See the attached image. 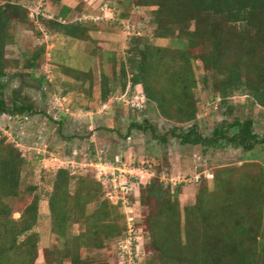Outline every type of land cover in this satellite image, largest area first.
Returning a JSON list of instances; mask_svg holds the SVG:
<instances>
[{"label": "trees", "instance_id": "16d2710c", "mask_svg": "<svg viewBox=\"0 0 264 264\" xmlns=\"http://www.w3.org/2000/svg\"><path fill=\"white\" fill-rule=\"evenodd\" d=\"M16 1L22 0H0V116H35L39 113L36 106L19 98L17 92L11 107L6 99L9 72H36L44 52L27 55L25 61L9 59L8 48L17 43L16 30L22 27L36 31L43 26L52 36L90 42L97 28L76 20L74 9L66 4L57 17L38 15V20ZM122 2L152 10L154 39L177 38L188 43L186 50L173 51L133 34L121 84L123 91L128 84L133 92L142 88L147 99L142 114L154 109L166 123L174 125L171 134L181 139V144L202 146L205 153L231 145L253 152L257 145H264V135L255 132L254 113L243 121L224 122L211 139L204 138L199 131L197 99L200 86L211 90L223 108H229L236 96H243L252 110L261 109L264 120V0ZM197 51L202 52L199 59L204 74L200 78L193 66V52ZM63 72L83 84L93 81L92 74L68 67H63ZM100 89V102L106 105L116 87L103 75ZM65 116L56 121L59 130ZM148 125L147 121L135 122L132 127L154 131L151 126L146 128ZM162 141L167 142L165 136ZM81 157L75 150L70 156L83 163ZM99 157L117 163L119 156L109 157L101 150L93 160ZM27 163L20 148L0 132V264H39L41 238L37 227L44 201L49 206L52 232L59 239L45 252L46 264H111L85 254L112 243L118 245L127 233L121 206L107 197L95 173L90 177L62 166L45 173L49 178L46 190L43 184L23 185ZM214 182L213 190L203 188L196 204L184 209L180 204L181 186H166L156 178L142 186L140 228L144 250L136 256V264L143 255L146 264H264V166L252 160L238 169L223 167L216 172ZM19 204H24V209L15 219ZM91 207L95 208L90 211Z\"/></svg>", "mask_w": 264, "mask_h": 264}, {"label": "rangeland", "instance_id": "374dc122", "mask_svg": "<svg viewBox=\"0 0 264 264\" xmlns=\"http://www.w3.org/2000/svg\"><path fill=\"white\" fill-rule=\"evenodd\" d=\"M16 2L28 8L32 19H38L40 0ZM105 2L111 7V11L107 13L102 10ZM63 4L74 9L76 20L96 25L92 41L78 42L52 36L43 26H38L36 31L21 27L16 30L17 43L8 48V58L13 61H25L27 55L32 56L38 50L44 51L36 72L13 69L5 80V94L10 107L17 92L19 98L27 99L39 110L35 116H0V132L20 148L28 161L23 171L24 186L43 184L48 190L49 178L45 173L62 166L71 169L76 167L70 158L74 150L82 156L85 164L93 163L101 150H105L109 157L117 155L126 165L148 171L147 176L143 175L144 185L156 178L166 186H181L180 204L184 209L196 204L203 188H215L214 176L221 168L238 169L252 160H257L264 166V145H257L253 152H244L231 145L223 150H209L205 153L202 146L181 144V139L171 134L174 125L166 123L154 109L146 110L145 114H142V110H131L129 101L143 92L141 87L133 92L131 84L123 91L121 84L122 67L126 62L133 34L139 33L152 44L173 51H184L188 46L187 41L177 38L154 39L152 10L134 8L122 0H63L62 3L45 0L41 4L42 12L47 17L55 18ZM201 53L193 52V66L199 78L204 74L199 59ZM63 67L92 74L93 81L83 84L64 74ZM103 75H107L116 87L106 105L100 102ZM197 99L200 108L199 131L204 138L211 139L215 129L224 122L233 123L237 119L243 121L251 113H254L257 122L255 132L260 137L264 135L261 109L252 110L246 97L236 96L231 100L229 108H223L220 100H215L211 90H204L200 86ZM57 104L62 105V108H58ZM63 112L66 116L63 127L59 130L60 126L56 121L62 119ZM146 121L149 122L146 128L151 126L154 131L132 127L135 122L144 124ZM164 136L166 143L162 141ZM232 136L233 132L230 133V137ZM91 145H94V150ZM94 151L97 153L96 157ZM123 153L125 157H122ZM78 172L90 177L94 174L92 168H79ZM153 174L154 176H150ZM198 178L199 182L196 180ZM94 208L91 207L90 211ZM23 209L24 204H19L14 214L15 219L21 217ZM40 216L37 227L41 238L38 262L46 264L45 252L59 242L58 236L52 232L46 201L41 203ZM85 254L111 264L121 262L116 243L109 244L101 251ZM137 264H146L145 255Z\"/></svg>", "mask_w": 264, "mask_h": 264}, {"label": "built area", "instance_id": "2783aa9c", "mask_svg": "<svg viewBox=\"0 0 264 264\" xmlns=\"http://www.w3.org/2000/svg\"><path fill=\"white\" fill-rule=\"evenodd\" d=\"M40 1L41 4L45 2V0ZM41 4L38 15L47 17L42 12ZM110 9L111 7L108 4L102 8L106 13L111 11ZM63 100L66 102V99ZM146 102V96L142 92L141 95L133 97L129 101V104L133 110L141 111L145 108ZM56 106L62 108L60 104ZM76 154L78 153L76 152ZM72 163L76 164V167L72 168L73 170L92 168L97 180L106 189L107 197L113 204L121 206L126 216L127 233L126 237L117 245L118 258L121 261L120 264H135L136 256L140 255L144 250L143 233L140 228L142 219L140 196L142 186L144 185L143 175L147 176L148 171L144 168L130 167L120 157H117V163L103 159L102 157H99L97 161L91 164L80 163L75 159ZM150 176H154V174ZM196 180L199 182L200 179Z\"/></svg>", "mask_w": 264, "mask_h": 264}, {"label": "flooded vegetation", "instance_id": "af4514ba", "mask_svg": "<svg viewBox=\"0 0 264 264\" xmlns=\"http://www.w3.org/2000/svg\"><path fill=\"white\" fill-rule=\"evenodd\" d=\"M130 138V137H129ZM65 141H69L68 139H65ZM124 142V141H123ZM126 142V141H125ZM122 145V143L120 144ZM127 147H123V149H126ZM122 153V152H121Z\"/></svg>", "mask_w": 264, "mask_h": 264}, {"label": "crops", "instance_id": "0c3cea01", "mask_svg": "<svg viewBox=\"0 0 264 264\" xmlns=\"http://www.w3.org/2000/svg\"><path fill=\"white\" fill-rule=\"evenodd\" d=\"M122 157H125V153L122 154ZM126 160V159H125Z\"/></svg>", "mask_w": 264, "mask_h": 264}]
</instances>
